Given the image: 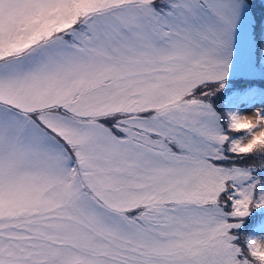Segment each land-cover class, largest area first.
I'll return each instance as SVG.
<instances>
[{"label":"snow or ice","instance_id":"6c2138e0","mask_svg":"<svg viewBox=\"0 0 264 264\" xmlns=\"http://www.w3.org/2000/svg\"><path fill=\"white\" fill-rule=\"evenodd\" d=\"M0 264H264V0H0Z\"/></svg>","mask_w":264,"mask_h":264}]
</instances>
